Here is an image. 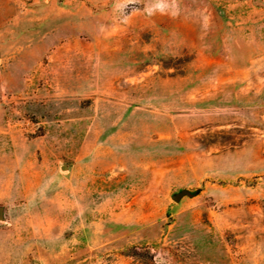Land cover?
I'll return each instance as SVG.
<instances>
[{
    "label": "rangeland",
    "instance_id": "1",
    "mask_svg": "<svg viewBox=\"0 0 264 264\" xmlns=\"http://www.w3.org/2000/svg\"><path fill=\"white\" fill-rule=\"evenodd\" d=\"M0 264H264V0H0Z\"/></svg>",
    "mask_w": 264,
    "mask_h": 264
},
{
    "label": "water",
    "instance_id": "2",
    "mask_svg": "<svg viewBox=\"0 0 264 264\" xmlns=\"http://www.w3.org/2000/svg\"><path fill=\"white\" fill-rule=\"evenodd\" d=\"M191 195L192 193L190 192V191H188V190H186V189H182V190H180L179 192H177L176 194H174L173 196H172V198L174 199V200H178L181 196H183V195Z\"/></svg>",
    "mask_w": 264,
    "mask_h": 264
}]
</instances>
